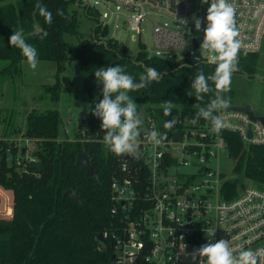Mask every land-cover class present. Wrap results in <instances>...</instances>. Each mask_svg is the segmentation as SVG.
<instances>
[{
  "label": "trees",
  "instance_id": "16d2710c",
  "mask_svg": "<svg viewBox=\"0 0 264 264\" xmlns=\"http://www.w3.org/2000/svg\"><path fill=\"white\" fill-rule=\"evenodd\" d=\"M76 1L0 0V62H5L0 74L14 76L21 71L26 58L8 39L12 32L23 30L26 42L37 49L38 60L55 61L59 73L72 60H77L84 90L94 101L102 99V85L94 75L100 67L119 64L135 82H139L148 68L162 73L160 80L127 94L137 104L139 114L141 107H146L147 114L157 120L160 133H167V139L185 123L194 121L200 108H206L215 98L219 90L210 80L212 91L203 94L202 100H196L190 86L201 70L206 76L212 75L216 64L179 65L171 59L150 56L146 51H139L133 57L118 39L108 37L107 26L100 24L95 27L93 38H83L78 47H73L65 34L79 33L76 9L70 8ZM37 3L51 12L50 24L39 14ZM58 10L64 15H59ZM260 57V52L238 51L237 71L250 76L264 72V65L262 69L259 66ZM65 80V89L69 90L72 83L68 77ZM57 83L46 89L60 87ZM165 101L174 105L168 116L163 111ZM173 118L178 121L175 127L165 129L164 123ZM197 122L212 126L203 118ZM60 123L57 109L30 112L27 116V132L23 135L34 141L32 153L44 165L41 170L29 163V171L24 172L9 164L8 142L3 137L10 136L6 131L1 133L0 183L13 191L15 205L12 218L0 220V264H111L112 250L97 235L104 232L113 218L110 182L118 171V159L104 143L101 120L92 112L80 119L83 128L77 130L73 140H58ZM220 134L234 160V173L225 181L224 190L235 194L239 186L247 184L245 180L264 188V144H247L238 132L227 129H222ZM81 151L90 155L96 178L76 164Z\"/></svg>",
  "mask_w": 264,
  "mask_h": 264
},
{
  "label": "built area",
  "instance_id": "2783aa9c",
  "mask_svg": "<svg viewBox=\"0 0 264 264\" xmlns=\"http://www.w3.org/2000/svg\"><path fill=\"white\" fill-rule=\"evenodd\" d=\"M104 1L130 12V29L139 33L155 55L179 65L212 63V54H198L191 47L199 45L193 18L202 14L197 8L201 0ZM228 2L235 9L239 51L260 52L264 46V0ZM206 15L207 10L204 18ZM182 19L187 20L186 25L180 23ZM101 25L106 26L103 21ZM143 25L149 26L150 39ZM205 27L206 20L199 30L202 38ZM217 116L227 123L224 129L238 132L244 142L264 144L260 120L224 109L217 111ZM144 118L138 137L141 158L115 154L118 171L110 182L113 218L101 232L107 243L99 240L110 246L111 264H191L189 254L194 249L221 239L229 241L237 257L243 250L255 253L264 249V188L245 184L235 194L224 190L229 175L220 170L218 159L227 144L220 132L191 121L177 129L180 140L173 134L155 145L147 135L152 130L160 132L157 120L149 114ZM3 139L8 142L7 160L18 170L29 171V163L39 162L32 153V139L23 134ZM14 205L13 191L0 183V220L12 218ZM209 230H214L213 236ZM195 264H206V257H197ZM257 264H264V255H258Z\"/></svg>",
  "mask_w": 264,
  "mask_h": 264
},
{
  "label": "clouds",
  "instance_id": "9594fccd",
  "mask_svg": "<svg viewBox=\"0 0 264 264\" xmlns=\"http://www.w3.org/2000/svg\"><path fill=\"white\" fill-rule=\"evenodd\" d=\"M202 3H209V0H201ZM39 14L45 18L47 23L52 22V14L47 7L37 3L35 5ZM58 14L63 16L62 10ZM194 26L197 31L201 29L202 20L194 17ZM206 27L204 28L203 40L200 50L211 55V62L216 64L215 72L206 76L201 70L194 76L190 88L195 92L196 100H202L203 94L209 93L212 89L208 81H212L217 91L206 108H200L194 123L200 118L212 125V131L219 133L227 127V123L214 113L228 107L230 100L225 99L221 93L230 91L231 77L234 71L238 70V51L240 41L237 39L239 30L236 26L235 9L228 0H210L205 17ZM183 25L187 20H181ZM47 33H44L46 36ZM12 47L20 49L27 63L33 70L37 67L38 52L35 47L26 42L23 30L12 32L8 39ZM95 79L102 85V99L91 109L92 115L101 120V131L104 133L103 141L109 149L117 154H127L140 159L142 153L139 147L138 137L140 126L143 120L137 111V104L127 94L129 91L139 90L147 87L152 81L162 78V73L155 68L146 69V74L141 75L139 82L127 74L122 66L100 67L94 71ZM192 95V93H188ZM174 105L171 101H165L163 111L166 116L171 115ZM177 119L166 121L164 128L171 130L177 124ZM167 133H160L152 130L147 139L155 145H161L167 139ZM213 236L214 230H209ZM191 256V264H195L197 257H206V264H257L258 255H264V249L253 252L243 250L238 257L230 248L229 241L221 239L215 243L209 242L194 249Z\"/></svg>",
  "mask_w": 264,
  "mask_h": 264
},
{
  "label": "rangeland",
  "instance_id": "374dc122",
  "mask_svg": "<svg viewBox=\"0 0 264 264\" xmlns=\"http://www.w3.org/2000/svg\"><path fill=\"white\" fill-rule=\"evenodd\" d=\"M16 1V0H11ZM78 0L70 4L71 9H76L79 20V33H66L65 39L78 47L83 38H93L94 29L103 21L108 29V37L118 39L120 44L126 47L128 54L135 57L139 51H146L155 55L151 48L142 42L139 33L130 29L128 18L130 12L104 0ZM90 3L88 9L86 3ZM99 10V14L94 9ZM197 8L201 9L200 19L205 22L204 13L208 3L199 2ZM165 19V18H163ZM143 31L150 39L149 26L143 25ZM199 38V45H191L198 54H202L200 44L203 40L201 32L194 30ZM259 66L264 65V46L260 51ZM5 62H0L3 67ZM54 61L39 60L37 67L33 70L29 67L27 60H23L21 71L14 76H2L0 74V135L3 131L8 132L9 138H16L24 134L27 128V116L30 112H40L47 109H57L60 116L58 140H73L80 126V119L87 117L99 101L91 100L84 90L80 64L72 60L67 68L59 73L53 69ZM263 71L257 75L250 76L244 72L234 71L231 77L230 91L222 92L230 104L251 105L257 114H264V78ZM65 77L70 79L72 85L66 88ZM58 88L46 89L47 86L56 85ZM58 84V83H57ZM143 119L147 115L146 107L142 106L139 114ZM84 135V134H83ZM31 145V144H30ZM32 147L35 143L32 141ZM219 155V168L223 174L234 173V160L228 154L226 148H222ZM11 163L10 161L8 162ZM251 184L249 180H245Z\"/></svg>",
  "mask_w": 264,
  "mask_h": 264
},
{
  "label": "water",
  "instance_id": "95a60500",
  "mask_svg": "<svg viewBox=\"0 0 264 264\" xmlns=\"http://www.w3.org/2000/svg\"><path fill=\"white\" fill-rule=\"evenodd\" d=\"M87 8H90V3L87 2L86 3ZM96 14H99V10L98 9H94ZM142 42L144 43V39L142 38ZM149 44H152V40L149 41ZM225 111H242L245 112L249 115L250 119L255 121V120H260L261 122H263L264 124V114H257L254 110V108L251 105H233V104H229L227 108L224 109ZM83 126L80 125L79 129H82ZM174 135L176 136L175 138L177 140H180V138L182 137L180 134L179 130H175L174 131ZM252 135V130L251 128H249L248 130V136L250 137ZM247 144H249V141H247ZM76 164L81 166V168L83 169V171H85L87 174L93 176L96 178V172L93 168V164H92V159L90 157L89 154H86L84 152H80L77 155L76 158ZM33 166L36 167L37 169H43V164L41 162H35L33 163ZM98 240L102 241L103 243H107V239L102 235V233H98L97 235Z\"/></svg>",
  "mask_w": 264,
  "mask_h": 264
},
{
  "label": "crops",
  "instance_id": "0c3cea01",
  "mask_svg": "<svg viewBox=\"0 0 264 264\" xmlns=\"http://www.w3.org/2000/svg\"><path fill=\"white\" fill-rule=\"evenodd\" d=\"M118 41H119V40H118ZM47 61H51V62H52L53 60H47ZM54 62H55V61H54ZM55 63H56V62H55ZM53 69H56V70L58 69L57 63H56V66H55V67L53 66ZM256 75H257V74H256ZM263 78H264V77H263ZM229 104H230V103H229ZM233 105H246V104H239V103H236V104H233Z\"/></svg>",
  "mask_w": 264,
  "mask_h": 264
}]
</instances>
